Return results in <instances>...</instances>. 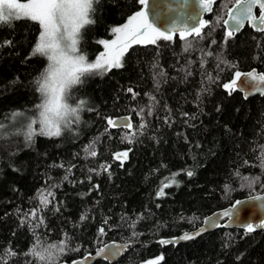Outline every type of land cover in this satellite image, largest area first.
<instances>
[{"label": "trees", "instance_id": "obj_1", "mask_svg": "<svg viewBox=\"0 0 264 264\" xmlns=\"http://www.w3.org/2000/svg\"><path fill=\"white\" fill-rule=\"evenodd\" d=\"M234 2L216 0L203 38L188 37L189 51L179 35L173 42L132 45L122 68L84 78L68 101H87L79 122L62 126L60 137L37 134L30 145L24 132L30 121H38L36 106L43 100L35 80L49 63L31 55L42 29L28 18L0 25V261L44 263L25 253L37 243L46 247L61 240L66 249L55 262L71 260L119 239L130 242L121 258L93 264H143L157 257L155 264L161 256L158 264H264V229L219 227L178 245L157 241L199 225L206 214L238 197L264 191V96L245 98L223 88L238 68L264 71V31L247 25L225 42L226 29L216 18L225 19ZM94 7L95 23L83 29L79 45L88 62L104 50L101 41L116 35L113 27L142 10L138 0H100ZM128 88L138 95L133 98ZM14 112L22 115L13 117ZM120 114L132 116L131 129L107 124ZM33 127L38 132L39 124ZM125 135H132L131 143ZM123 151L128 159L121 167L114 155ZM101 165L110 167L106 172ZM243 177L258 180L252 188L241 187L247 184ZM165 184L171 187L157 197ZM41 195L51 201L47 208ZM32 210H39L42 223L25 215ZM81 215L87 219L81 221ZM8 251L16 255L7 256Z\"/></svg>", "mask_w": 264, "mask_h": 264}, {"label": "snow or ice", "instance_id": "obj_2", "mask_svg": "<svg viewBox=\"0 0 264 264\" xmlns=\"http://www.w3.org/2000/svg\"><path fill=\"white\" fill-rule=\"evenodd\" d=\"M138 2L143 6L142 10L128 17L127 23L124 25L113 27L111 31L116 34V39L111 42L101 41L106 51L98 56L94 62H88L85 55L79 54L78 44L80 43L82 29L95 23L91 16L96 11L94 5H98L100 0H27V2L23 3L19 2V0H0V25L6 24L11 26L13 20L24 18L39 22L42 30L39 33L38 41L34 44L31 55L35 56L39 54L50 61L46 70L35 80L36 91L43 100L42 103L36 106L39 111L38 121H30L27 125V130L24 132V138L28 141L29 145L37 134L49 138L60 137L62 135V126L70 127L73 120L76 123L79 122L80 110L84 108L87 101L82 99L76 102L75 105L68 101L72 99V89L83 84L84 78L92 75H103L114 68H122V58L132 45H156L158 39L166 42L174 41L173 34L161 31L149 22L147 12L144 10L148 6V0H138ZM211 4L212 0H199L200 13L204 14L212 11ZM254 8L259 9V16L254 14ZM221 20L227 28L224 36L225 42L241 30L245 20L249 21L251 26L258 31H264V0H235L233 6L228 8L227 19L217 17L216 24L219 25ZM257 21L259 22V27ZM207 24L208 21L199 19L196 25L191 27L183 25L178 30L179 38L184 41L183 50L185 52L189 51L192 47V40L188 39V37H200L202 39L201 30ZM171 31L174 32L177 30L173 29ZM3 43L5 46H10L12 41H4ZM211 43L215 44L216 41L212 40ZM206 55L211 56L212 53L208 52ZM152 67L156 68L157 64H153ZM158 75L163 77L165 72L160 70ZM242 76L250 79H244L240 87L237 88V84L241 81ZM208 79L211 80L212 77L209 76ZM223 88L229 90V94L233 90L247 91L249 94L252 92L264 94V74H255L254 71L242 74L236 71L234 78L230 82L224 83ZM201 91H204V89ZM127 92L132 93L133 98L138 95V93L133 92L132 88H128ZM152 99L155 98L153 97ZM217 111H219V108ZM140 112H143V109ZM19 115H22V113H13V117ZM149 115H151V112H149ZM183 115L187 117L188 113H183ZM70 118L72 119L70 120ZM37 123L39 124L38 132L33 127ZM165 123H169L168 118H165ZM107 124L115 128H132L129 118L115 120L108 118ZM140 127L143 128L144 125L141 124ZM3 128L4 125L0 124V129ZM122 139L128 140L131 143L132 135H125ZM85 152L92 157L97 155L94 150L89 151L88 148H85ZM114 159L121 161L120 166L123 167V162L128 159V151L116 153ZM260 166L264 168V162ZM58 167L64 168V164H60ZM109 167L110 165H101V168L106 172ZM68 170L71 171V168ZM90 171L95 170L92 169ZM186 174L188 177H191L194 173L189 170ZM97 175H99V172H97ZM110 175L111 173H109ZM175 175H179V173H174L173 176ZM67 179L68 177L64 176V180ZM88 179L90 180L91 177L89 176ZM243 179L247 181V184H242L241 187L248 188H252L253 184L258 180V178L249 180L248 177H243ZM172 183H175L179 187L177 181L173 180ZM93 187L98 188L99 185H94ZM165 187H171V184H165L161 187L156 192L157 197H163L165 195ZM225 189L230 190V186L226 184ZM51 195L53 194L49 192L48 196ZM251 199L262 200L264 197L255 196ZM40 200L45 208L51 203L47 196L44 195H41ZM244 204V201H235L229 209L223 211L222 216L230 220L239 219L241 215L240 206ZM56 211H59V208H56ZM38 212L39 210H32L25 215H30L42 223L43 220L39 217ZM86 219L87 217L85 215H81V221ZM23 222L21 221V223ZM104 223L107 224V220ZM204 223L215 225V221L212 218H206ZM256 228H264V222L256 225L249 222L246 224L245 231L246 233H252ZM206 230L205 227H201L194 233H185L179 238L161 239L159 243L161 245H167L174 244L178 240H191L200 236ZM98 231L103 235L105 229L104 227H100ZM136 235L137 233L133 232V236ZM124 247V245H116L115 243L112 247L105 245L96 254L104 255L105 259H109L120 255ZM65 249L66 244L63 240L59 243H51L46 247H41L37 243L25 255L36 257L39 261L44 262V264H49V262L55 264L56 258L63 254ZM72 250L79 251L80 249L75 248ZM6 255L14 256L16 253L8 251ZM162 259V256L159 257L155 264H158V261ZM237 259H240V257H237ZM0 264H6V262L0 261ZM73 264H83V261H73Z\"/></svg>", "mask_w": 264, "mask_h": 264}, {"label": "water", "instance_id": "obj_3", "mask_svg": "<svg viewBox=\"0 0 264 264\" xmlns=\"http://www.w3.org/2000/svg\"><path fill=\"white\" fill-rule=\"evenodd\" d=\"M215 3H216V0H212V4H211L212 11L214 9ZM233 4L229 8H231ZM144 10L147 12L148 20L150 23H152L155 27L159 28L161 31L170 32V34H173L174 36L179 35L178 30L183 25H188L191 27L193 25H196L199 19H203L206 21V16L212 13V11H210L208 13L201 14L199 0H148V6ZM253 12L255 15L259 16L258 8H254ZM225 19H227V15ZM247 25L251 26V23L245 20L244 26L237 33H240ZM257 25L259 27L258 21H257ZM224 27L227 30L226 26ZM173 29L177 31L172 32L171 30ZM253 29L257 30L256 28H253ZM236 71H239L242 74H246L248 72H253V71L255 72V74H264V71L260 70L258 67H251L249 69L238 68L234 71V73ZM234 73H233V76L227 81H225L224 83L230 82V80L234 78ZM244 79H250V78L242 76L241 81L238 82L237 84V88L240 87ZM233 91H239V90H233ZM242 94L245 98H248L252 95H256L260 93L252 92L251 94H249L247 91H244L242 92ZM260 95L264 96V94H260ZM120 118H129L132 123V116L130 114H120V115L115 116L113 119L115 120V119H120ZM255 196L264 197V191L238 197L232 203L224 207L217 208L211 211L210 213L206 214L202 222L199 225L193 228L181 231L180 233H177V234L161 236L157 239V241L159 242L161 239L179 238L185 233H189V234L194 233L201 227H205L207 230L203 232L200 236L214 229H217L219 227L245 229L246 224L249 222L253 223L254 225L264 222V199L262 200L251 199L252 197H255ZM237 200L245 202L244 205L240 206L241 215L239 219L230 220L229 218L223 217L222 216L223 211L229 209ZM206 218H212L215 221V225L211 223L205 224L204 221L206 220ZM261 229H264V228H256L255 230H261ZM200 236H197L194 239H197ZM194 239H191V240H194ZM187 241H190V240H178V242L174 243L173 245H178L179 243L187 242ZM114 243L116 245L125 246L124 250L120 253V255L116 257H111L109 259H105L104 255L96 254L100 248L104 247L105 245L112 247ZM129 245H130L129 241L112 239L98 246L93 252H88L86 254H83L71 260L55 262V264H73V261H77V260H82L83 264H93L95 261L99 259H105L109 262H114L125 254V252L128 250ZM167 245H170V244H167ZM41 264H44V263H41Z\"/></svg>", "mask_w": 264, "mask_h": 264}, {"label": "rangeland", "instance_id": "obj_4", "mask_svg": "<svg viewBox=\"0 0 264 264\" xmlns=\"http://www.w3.org/2000/svg\"><path fill=\"white\" fill-rule=\"evenodd\" d=\"M19 2H21V3H23V2H27V0H19ZM82 31H83V29H82ZM81 35H82V32H81ZM81 39V38H80ZM114 39H116V35L112 38V39H109V40H107L108 42H111L112 40H114ZM79 45H80V43L78 44V52H79V54H82L81 52H80V50H79ZM106 51V49L104 48V50L98 55V56H100L102 53H104ZM83 55V54H82ZM96 60V59H95ZM94 60V61H95ZM94 61H92V62H94ZM49 63H50V61H49ZM48 63V64H49ZM72 91H73V89H72ZM70 101V100H69ZM78 102V101H77ZM74 105H75V103H74ZM157 259V257L156 258H152V259H150V260H148V261H146V262H144L143 264H152L155 260Z\"/></svg>", "mask_w": 264, "mask_h": 264}]
</instances>
